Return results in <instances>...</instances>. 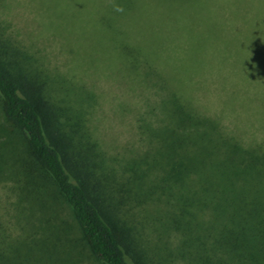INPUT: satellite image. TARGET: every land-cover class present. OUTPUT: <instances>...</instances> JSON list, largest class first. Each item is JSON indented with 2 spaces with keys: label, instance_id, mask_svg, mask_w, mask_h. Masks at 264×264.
<instances>
[{
  "label": "trees",
  "instance_id": "obj_1",
  "mask_svg": "<svg viewBox=\"0 0 264 264\" xmlns=\"http://www.w3.org/2000/svg\"><path fill=\"white\" fill-rule=\"evenodd\" d=\"M69 4L94 38L91 55L143 93V145L127 172L109 166L70 97L64 106L48 97L56 109L48 114L30 79L0 66V186L14 221V233L0 225V264H264V73L193 72L213 58L264 59L261 35L248 34H264V0ZM85 155L92 174L80 165ZM105 193L120 214L131 195L122 221L136 235L135 221L151 217L157 243L126 241L102 207Z\"/></svg>",
  "mask_w": 264,
  "mask_h": 264
},
{
  "label": "rangeland",
  "instance_id": "obj_2",
  "mask_svg": "<svg viewBox=\"0 0 264 264\" xmlns=\"http://www.w3.org/2000/svg\"><path fill=\"white\" fill-rule=\"evenodd\" d=\"M69 3L70 0H0V66L15 78L23 81L26 79L28 84L30 79L33 88H27L31 91V96L35 101L46 105L48 114L56 111L54 105L50 106L48 97L61 106L66 105L64 102L60 103L64 101L63 97H70L80 107V118L92 130L93 139L97 140L99 149H102L105 162L113 168L121 165L127 172V159L143 145L137 139L136 128L143 93L136 86L129 88L130 83L121 77L116 68L109 71L99 54L91 55L94 38H90L89 29L84 22H77L76 19L83 18V15L75 14L78 13L77 10ZM79 10L83 11L82 8ZM235 28L238 33H245L244 27ZM260 32L255 29L248 34L252 33V38L254 35L256 38L257 34L261 35L258 39L264 40V34ZM221 39L223 43L226 37ZM203 63L206 69L198 67L193 72L205 70L239 76L264 73V59L253 61L244 55L228 63L215 58ZM207 95L208 105L215 108V97L210 93ZM66 116L67 112L59 114L61 123L66 122ZM66 134V127L58 130L64 143ZM82 150L84 151L83 147L80 151ZM80 161V165L92 174L94 160L85 155ZM83 161H86L85 164ZM139 166L146 167L143 164ZM8 195L10 192L7 187L0 186V225L11 229L14 221L10 216L13 211L11 195ZM102 196L106 202L105 205L102 204L103 209L115 221L126 241L143 246L145 243L142 239L145 238L149 244L157 243L158 232L151 228L157 223L151 217L135 221L139 231L136 235L130 230L128 232V227L122 221L134 204L131 195L122 199V214L119 206L108 199L107 193ZM151 203L152 200L147 202L149 208ZM11 233H14L13 229ZM135 254L138 256L140 252L135 251ZM168 264L183 263L180 259H174Z\"/></svg>",
  "mask_w": 264,
  "mask_h": 264
}]
</instances>
